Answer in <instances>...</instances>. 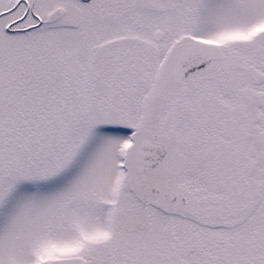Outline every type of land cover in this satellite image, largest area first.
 <instances>
[{
    "label": "snow or ice",
    "instance_id": "6c2138e0",
    "mask_svg": "<svg viewBox=\"0 0 264 264\" xmlns=\"http://www.w3.org/2000/svg\"><path fill=\"white\" fill-rule=\"evenodd\" d=\"M0 264H264V0H0Z\"/></svg>",
    "mask_w": 264,
    "mask_h": 264
}]
</instances>
